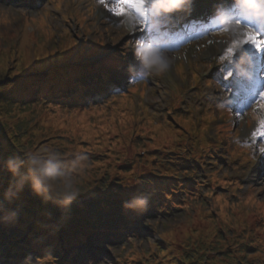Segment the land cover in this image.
I'll return each instance as SVG.
<instances>
[{"label":"rangeland","instance_id":"374dc122","mask_svg":"<svg viewBox=\"0 0 264 264\" xmlns=\"http://www.w3.org/2000/svg\"><path fill=\"white\" fill-rule=\"evenodd\" d=\"M146 8L145 0L139 10L136 9L135 15L131 12L121 15L117 27H113L92 0H0V79L10 74L17 76L11 82L27 79L31 86L36 85L35 80L38 78L40 93H43L41 82L45 77L23 76V70L34 63L50 60L61 52L73 50L76 41L80 43L86 38L91 43L102 40L103 50L127 51V56L132 57L134 50L130 33L125 29L138 26L137 15L146 16ZM91 10L93 12L89 19L94 20L96 25L89 24L83 31L85 24L79 27L77 20L88 15ZM237 13L238 8L228 13L227 16L231 20L227 23L222 22L224 18L215 19L214 23L217 27L198 36L190 44L187 43L177 55L175 53L168 55V51L163 48L169 67L160 75L154 70L144 69L142 64L141 71L130 69L131 63L117 73L121 76L117 81L132 78L123 86L124 91L131 88L133 83H136V79L138 83L147 80L143 94L136 92L131 94V98L133 103L138 101L141 104L140 107L144 112L146 110L151 112L154 117L151 118L152 123H158L156 125L151 124L139 110L133 111L138 115L137 117H129L128 114L131 112L128 106L122 105L119 100L116 103L105 100L99 90L95 91L93 96L99 98V101H102L100 103L73 109L65 105L60 106L58 103L60 100L65 102V96L57 89L56 77L49 79L47 84L49 91L56 88L49 96L54 95L53 101L57 105L45 103L43 108L32 109L30 106H17L15 101L14 104L7 106V115H3L0 111L2 133L7 138L0 144L11 152L13 149L22 148L19 157L15 158L9 152L7 157L11 156L15 161L14 166L24 157L23 160H26L27 169L29 168L31 173L27 178H23L28 184H37L39 178L36 172L35 175L33 174L34 166L30 161L34 160L40 165L50 159L39 161L35 158H42L46 156L45 154L54 152L61 155L62 159L59 161L62 162L63 167L57 169L58 177L50 180L47 186H39V189L58 191L53 196L51 204L53 207H61L60 198H66L67 204L70 202L73 205L80 204L83 213H87L98 204V201L93 200L91 196L97 198L101 196L108 200L107 204L112 207L121 206L119 210L118 208L112 210L113 215H116V223L123 226L122 233L113 232L110 236L106 234L104 236L106 239L101 242L92 239V231H82L81 238L73 236L72 243L69 244L71 251L69 256L75 253L74 249H79V252L73 255L69 263L109 264L122 258L128 260L129 254L132 255L138 249H147L150 243L158 241L159 235L164 230L174 232L184 225L188 226L187 217L190 213L196 212L199 199L201 205H206L210 201L207 191L212 190L214 186H211L209 180L217 184L222 181L233 183L235 196L243 195L246 190L253 188L255 206L256 202L264 199V159L262 162L256 159L254 163L246 164L243 161L241 164L238 160L244 159L246 151L238 152L237 147L230 149V143L233 145L235 141L238 145L247 146L250 154L256 155L258 151L264 150V139H256L264 136V95L261 94L259 98L251 97L247 106H243L245 97L238 100L243 94V88H239L240 92L233 96V88L236 85H245V75L240 62L242 49L246 46L244 42L249 36L257 37V33L264 30L260 29L261 20L257 21V24L251 23L255 29L252 30L250 23L238 21L241 15L238 16ZM27 19H31V22ZM25 26L28 30L24 29ZM44 27L51 34L46 46H43L45 42L41 38V35L45 34V31H41ZM88 30H91V33L85 36ZM66 34L76 41L67 42V39L62 38ZM4 37L6 41L2 40ZM249 43H255V40H248ZM54 44H56L55 49L60 48V52H52L48 48ZM225 52L227 54L233 52L235 62L229 63ZM94 54L97 53L94 51ZM99 56L105 55L99 54ZM99 56L92 58L94 63H98ZM116 56L118 54L114 53L112 57ZM96 72H99V69ZM228 73H231V78L226 80L225 75ZM108 79L109 82H114L112 74ZM261 79L264 83V75ZM94 85L98 89L107 91V85L101 83ZM94 85L90 86V89H94ZM26 96L33 98L34 94H26ZM112 96L115 95L109 93V97ZM230 96L234 98V103L229 100ZM0 100L4 101L3 98ZM221 102L224 105L229 104L228 108L232 116L227 112L225 114L221 109ZM170 107L174 110L168 109ZM131 109L133 110L132 106ZM168 111L181 127L171 126L174 122L169 115H166ZM162 121L164 122L159 124ZM16 123L28 126V133L17 137L19 131L10 128V126L15 127ZM42 124L46 125V129L41 126ZM227 130L231 132L229 139L224 138ZM185 131L189 133L185 134ZM28 137H33V143L27 142ZM51 139L54 141L49 147L47 144ZM155 148L161 150L157 155L153 153ZM214 148L217 150V161L214 162L208 157L204 159L196 157L203 151L209 152ZM187 152H192L191 156ZM184 156H189L188 159L193 157L189 161L198 158L199 160L192 163V167L178 166L176 162ZM150 173L163 179L175 175L179 181L167 179L175 184V189L180 190L179 185L184 181L195 184L194 188L200 193H196L197 199L192 200L186 208H172L167 215L161 211L159 213L153 205L145 208V204L141 205L138 202L149 199L145 198L147 192L152 195L158 192L155 180L151 182L152 186L149 185L150 183L143 186L140 184V181L149 178ZM4 179L2 182L6 189L12 192L18 191L20 180L17 177L9 174ZM143 191L146 193L144 194ZM183 193L178 192L185 197ZM8 197L12 200L10 196ZM129 200L130 204L127 205L126 202ZM218 201L224 208V200L218 198ZM249 206L245 201L241 204L242 208ZM135 212L137 216L133 215ZM85 217L86 214L82 218ZM175 225L177 228H173ZM254 229L249 230L252 232ZM257 233H260L261 238L257 237ZM263 238L264 229L254 230L250 236V241L257 248V256L261 259H264V245L260 242ZM24 245L27 246V242ZM23 248V245L18 244L15 251L10 253L9 246L1 243L0 264H48L57 255V250H51L49 245L38 247L36 253ZM89 249L94 250L95 253ZM94 255L97 258H94Z\"/></svg>","mask_w":264,"mask_h":264},{"label":"trees","instance_id":"16d2710c","mask_svg":"<svg viewBox=\"0 0 264 264\" xmlns=\"http://www.w3.org/2000/svg\"><path fill=\"white\" fill-rule=\"evenodd\" d=\"M2 40L6 41V37ZM85 48L84 45L75 47L70 51L72 54L61 52L56 57L44 62L34 63L23 71L26 75L30 74L29 76L31 77L44 75V71L46 70L48 71L47 73L51 75L56 68H59L62 64H66L71 59L85 62L83 58L85 56L83 53ZM59 49L58 47L56 51L60 52ZM88 50L92 51L93 49L89 48ZM16 77L17 76L8 74L6 77L0 79V93H4L2 97L6 99H4L3 102L0 100V105H3L0 106L2 109H4V106H7L8 97L14 94H17L19 106H28L29 103L26 94L32 91V89L38 88V86L34 84L30 86V82L26 80L21 82L14 80L11 82V80ZM129 94L130 93H124V98H126L124 105L126 106L132 105ZM30 99L36 100L35 95ZM121 103H123V101ZM128 110L131 112L128 114L129 117L135 118L138 116L133 112L135 111L134 109L130 110L128 108ZM2 114L7 115V112H2ZM144 115L151 124H158L156 122L152 123L151 118L154 117L151 115V112L146 110ZM170 119L177 125L176 127L174 124L171 126L179 128L174 118L170 117ZM3 122L5 121L3 120ZM2 124V120H0V142L7 139L5 134L2 133ZM159 124H161V122ZM41 126L46 129V125L42 124ZM10 128L19 131L16 134L17 137L29 131L28 126L26 127L18 123H16L15 127L10 126ZM33 140V137H28L27 142L33 143ZM53 141L54 139H51L47 145L51 147L52 145L50 144H52ZM20 149L21 150L13 149V152H11L0 144V239L4 240L3 242L0 240V243L9 245L11 247V252L15 251L17 244L24 245L26 242V247L33 251L40 246L49 245L51 250H57L58 257L55 256L53 261L48 264H72L69 263L71 259V257H69V253L71 252L69 251V244L72 243L71 238L73 236L81 238L82 231H92L93 233L95 231L93 238L101 242V239H106L104 238L106 234L111 235L113 232L120 234L122 232L123 226L116 223L115 219L109 216H113V208H118L119 210L121 206L112 207L107 204L108 200H105L101 196H98L99 198H97V196H91L93 200L98 201V205L94 206V209L91 210L92 218L87 216L82 220L80 215H85L82 206L80 204L73 205L71 202L67 204L65 202L67 201L66 198H60L61 207H53L51 205L54 198L53 196L58 191L54 192L53 189L46 190L45 188L37 189L35 187L36 184H28V181L23 179L27 178L30 173L29 168L27 169L28 165H26V160H23L24 157L20 160L22 163L19 162V164L15 166L13 164L16 163L12 160L11 156L7 157L8 152L12 153L15 158L19 157L22 154V148L20 147ZM160 151V148L153 149L155 155ZM202 154H209V152H203ZM45 155L46 156L42 158L35 159L39 161L50 159L48 161L57 164L58 168L63 167L62 162L59 161L62 157L58 152L52 154L47 153ZM176 164L182 165L185 164V162L181 163L179 161L176 162ZM15 168H17V170H15ZM13 171L14 173H12ZM32 172L35 175V171ZM9 174H13L15 178L17 177V179L20 180L18 191L12 192L10 190L12 200H10L8 197L9 195L4 192L3 188L5 187L2 182L5 180L4 177H7ZM57 177L58 175L55 178ZM37 179L39 181L40 177ZM167 179L179 181L178 177L175 175H169L163 179L150 173L149 178L140 181V184L143 186L150 183L149 185L152 186L151 182L154 180L155 183L159 181L170 184L171 182L167 181ZM174 185L172 184V189H168L169 191L167 192H160L158 196H156L155 193L152 195V193L149 192H147L146 195V192L143 191L145 198H151L146 199V207L156 204L157 211L159 213L161 211L164 215H167L172 208H186L192 200L197 199L198 196L196 193H200L199 190L194 188V185L189 182L181 181V185L179 186L181 187L180 190L174 189ZM226 185L227 184L223 181L218 184L211 181V186L214 187H211L212 190L207 191L208 196H210V201L207 202L206 205H201L199 199L196 212L194 214L190 213L187 217L189 220V222H187L188 226L184 225L174 232L171 230H164L159 235V240L150 243L147 249H138L133 252L132 255H128V260H123L122 258L121 260H115L109 264H264V259L257 256V248L254 246V243L250 241V236L254 230L264 229V200L256 202L255 206V201L251 193L247 194V192L243 198H240L233 194L230 186L227 185V187H225ZM40 186L44 187L47 186V184L40 182ZM182 190H185V192L183 193ZM213 190L215 191L213 192ZM179 191L186 196L182 197L178 194ZM164 194L167 195L161 197ZM232 197H235L236 200ZM218 198L224 200V208H222ZM250 199L251 201H249ZM74 200L76 199H73V201ZM243 201L249 203L250 206L248 208H242L241 204ZM110 209L112 212L108 214ZM106 218L108 220H106ZM41 228H44L45 231ZM173 228H177L176 225ZM253 228L255 229L251 232L249 229ZM164 233H167V235H164ZM257 237L261 238L260 233H257ZM260 242L264 245V238ZM89 250L95 253L94 250ZM95 257L94 255V258Z\"/></svg>","mask_w":264,"mask_h":264},{"label":"bare ground","instance_id":"6f19581e","mask_svg":"<svg viewBox=\"0 0 264 264\" xmlns=\"http://www.w3.org/2000/svg\"><path fill=\"white\" fill-rule=\"evenodd\" d=\"M238 1L237 0H227L226 4L223 5V9H228L230 7H235L237 5ZM195 5L193 4L191 10L195 13H193L194 15L192 16H198L199 18L201 17V15H197V8L194 7ZM202 7H204V5H202ZM202 7L199 8V11H202ZM212 7L211 3L209 4V8ZM254 12H257V14H261V16L264 18V11L261 13V11H259L257 9V6L254 5ZM191 17V16H190ZM189 18V17H188ZM204 22V21H203ZM203 22H201V25L203 24ZM179 24H181L182 26H190L189 24V19H187V17H180L179 15H172L169 16L167 14H163L161 13L159 15V17L154 20V21H150L147 17H141L140 18V28L139 30H141L142 35L145 33V31L149 28H152L153 30H163L168 34H171L176 26H178ZM155 34V33H154ZM153 38L149 39L147 41L150 42ZM179 43V39L176 38H170L168 39V41H166L164 44L168 47H173L176 44ZM249 50H247V49ZM246 48H244V50L242 51V59H243V63H244V71L246 72V79H247V84L244 87V94L243 97H246L249 95V98L254 97L256 94H259V90L260 88L263 86L260 83V80H258L257 78H255V76L253 75L252 68L255 67L254 63H253V59H259L262 58L264 59V51L260 52L259 48L257 47V45L253 44V43H249ZM229 54V59L230 61L233 60V55L232 53H228ZM28 83V82H26ZM244 99V98H243ZM192 166V165H190ZM4 192L9 195L11 197V193L10 190L3 188ZM111 209L109 211L108 214H111ZM111 216V215H109Z\"/></svg>","mask_w":264,"mask_h":264},{"label":"clouds","instance_id":"9594fccd","mask_svg":"<svg viewBox=\"0 0 264 264\" xmlns=\"http://www.w3.org/2000/svg\"><path fill=\"white\" fill-rule=\"evenodd\" d=\"M184 2L185 0H156L155 7L163 10L164 12H172L179 10ZM136 9L137 8L135 7L130 8L129 12L135 15ZM137 27L126 28L125 31L132 33L136 31ZM135 55L141 61L144 69L154 70L157 75H160L169 67V62L166 60V53L158 46H154L151 42L140 43L135 49ZM30 163L34 166V171L40 177V180L37 181V184L35 185L37 189H39L40 182L48 184L50 180L54 179L58 175V165L51 161H46L40 165H38L34 160L30 161ZM138 203L143 205L145 202L141 200Z\"/></svg>","mask_w":264,"mask_h":264},{"label":"snow or ice","instance_id":"6c2138e0","mask_svg":"<svg viewBox=\"0 0 264 264\" xmlns=\"http://www.w3.org/2000/svg\"><path fill=\"white\" fill-rule=\"evenodd\" d=\"M107 0H103V3H106ZM144 0H113L112 7L108 8V11H110L112 14L116 15H127L129 13L130 8H139L142 6ZM259 37L255 36H249L248 40H258ZM248 40H245L244 45L248 44ZM246 48V47H245ZM247 49V48H246ZM249 50V49H247ZM250 51V50H249ZM231 73H228L225 75V79H230ZM264 95V94H262ZM229 100L234 103V98L232 96L229 97ZM256 139H264V136L256 137ZM261 159H264V150H261Z\"/></svg>","mask_w":264,"mask_h":264}]
</instances>
